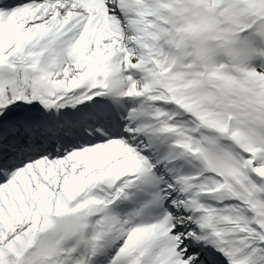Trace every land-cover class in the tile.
<instances>
[{
  "label": "snow or ice",
  "instance_id": "obj_1",
  "mask_svg": "<svg viewBox=\"0 0 264 264\" xmlns=\"http://www.w3.org/2000/svg\"><path fill=\"white\" fill-rule=\"evenodd\" d=\"M0 264H264V0H0Z\"/></svg>",
  "mask_w": 264,
  "mask_h": 264
}]
</instances>
